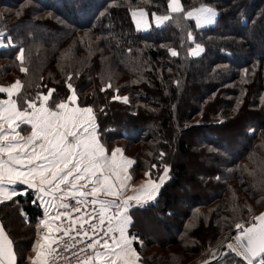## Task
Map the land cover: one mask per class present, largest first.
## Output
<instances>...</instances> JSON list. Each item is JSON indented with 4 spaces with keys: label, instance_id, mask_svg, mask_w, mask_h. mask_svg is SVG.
<instances>
[{
    "label": "trees",
    "instance_id": "trees-1",
    "mask_svg": "<svg viewBox=\"0 0 264 264\" xmlns=\"http://www.w3.org/2000/svg\"><path fill=\"white\" fill-rule=\"evenodd\" d=\"M180 2L186 11L201 4L212 8L214 22L198 28L194 19L172 14L173 21L158 27L152 14H170L168 0H0L6 33L0 41L11 37L16 45L0 47V86L20 80L23 88L14 99L21 107L25 97L54 89L48 106L55 108L74 90L77 105L93 109L100 142L116 143L133 161L132 180L147 172L155 181L169 169L156 198L128 212V235L137 238L133 246L143 264H197L217 238L264 208L261 174L244 171L264 159V0ZM139 9L148 20L140 30L132 16ZM195 44L203 52L193 57ZM21 47L26 73L16 59ZM118 95L128 103L114 99ZM116 140L144 146L132 154L134 147ZM190 156L198 157L199 175L186 183L188 165L179 157ZM18 188L22 194L0 203V222L20 264L43 214L34 192ZM184 189L189 195L177 206L175 194ZM152 222L160 226L158 236L143 229ZM209 264L246 262L228 252Z\"/></svg>",
    "mask_w": 264,
    "mask_h": 264
},
{
    "label": "snow or ice",
    "instance_id": "snow-or-ice-1",
    "mask_svg": "<svg viewBox=\"0 0 264 264\" xmlns=\"http://www.w3.org/2000/svg\"><path fill=\"white\" fill-rule=\"evenodd\" d=\"M168 9V15L152 14L158 27L173 21L172 14L194 19L198 28L212 24L217 15L215 10L203 4L186 11L180 0H168ZM132 16L138 30L146 26L147 13L144 9L132 11ZM5 34V30L0 29V38L5 37ZM187 39H192L191 32L188 33ZM83 42L84 38L80 43ZM9 46L16 47L11 37L7 38L6 44L0 41V47ZM25 51L21 47L16 56L20 61L19 70L23 73L28 71L23 66ZM71 51L70 48L62 53V58L68 59ZM169 51L172 56L178 55L173 49ZM202 51L203 48L196 45L189 55L197 56ZM76 75L78 76L79 72ZM72 78L69 73L67 79ZM68 87L71 89V84ZM107 87H111V84ZM22 88L20 80L7 87L0 86V93H7L9 97L7 100H0V203L22 194L6 187L17 183L36 190L38 198L43 201L45 218L40 221L38 232L41 226L45 231L33 249L36 255L30 258L31 264H57L59 260H67L58 248L63 246L64 251H67L69 248H75L77 244L84 243L85 239L91 241L86 245L91 254L80 259L78 253H73L78 258L77 264H139L141 257L133 247V241L137 238L127 234L131 223L128 212L131 207H144L156 198L168 172L167 166L164 168L165 176L160 178L159 183L149 179L139 188L132 189L133 195L120 199L127 189L126 182L132 179L128 167L133 161L122 154L118 158L117 153H122L119 148L113 150L111 157L106 155V149L95 136L93 109L79 107L74 90L68 101L76 106H70L62 100L55 104V108L49 107L48 102L54 89H49L47 95L37 93L39 104L36 99L25 97L23 104L26 107H21L18 100L12 97L20 96ZM114 99L128 103L127 97L116 96ZM21 124L31 125V133L27 137L21 136L17 131ZM250 134H254V130H250ZM260 147L264 148V144ZM254 155H250L249 159L252 160ZM259 163V168L249 170L244 166V171L253 177L259 172L260 184L264 186V159ZM121 171L125 172L123 180ZM144 175L148 176L149 173L145 172ZM113 177L116 179L113 180ZM101 195L115 199H100ZM66 199L75 200L77 206L72 207L65 202ZM88 205H92V211L82 212L81 206L86 209ZM61 209L63 211H60ZM53 210L54 215L51 214ZM73 213L81 214L74 218ZM62 218L67 221V227L63 222L59 225L54 223ZM97 219L98 222H92ZM252 220L255 223H250L247 227L243 223H236L237 234L231 237L235 244L229 242L225 246L246 264H264V213L253 216ZM85 224L88 229H85ZM57 233L63 235L58 236ZM65 237L69 238L67 244L64 243ZM80 252H85V248H81ZM0 264H16L13 242L3 225H0ZM203 264H208V261Z\"/></svg>",
    "mask_w": 264,
    "mask_h": 264
},
{
    "label": "rangeland",
    "instance_id": "rangeland-1",
    "mask_svg": "<svg viewBox=\"0 0 264 264\" xmlns=\"http://www.w3.org/2000/svg\"><path fill=\"white\" fill-rule=\"evenodd\" d=\"M147 19V18H146ZM196 48V45L194 46V47H192L191 49H190V51L191 50H193V49H195ZM13 84V83H12ZM10 86V85H9ZM6 97H8V95H7V93H6V95H5ZM119 97H125V96H120V95H118ZM14 97V96H13ZM189 98V97H188ZM119 100V99H118ZM120 101H122V100H120ZM67 102V101H66ZM40 103V101L38 100L37 101V104H39ZM69 104H70V106H76V105H71V102L69 101L68 102ZM80 107V106H79ZM198 118H194L192 121H191V123H195L196 122V120H197ZM116 142L117 143H119L120 145L121 144H126V145H129L128 147H130V145L132 146V147H134V148H132V150H131V152L130 153H132V151L134 152V151H136V150H139V151H141L142 149V147L144 146L142 143H140V144H137L136 146H135V144L134 143H132V144H130V142H123V141H121V140H116ZM133 154V153H132ZM179 159L181 160V161H183V162H186L187 163V165H188V168H187V175L185 176V182L186 183H189V181L187 180V179H189L190 177H196L197 175H199V173H198V165H200L199 164V160H198V157H196V158H194V156H190V157H179ZM203 166V165H202ZM169 170V169H168ZM168 172H167V174H166V177H165V179H164V181L165 180H167L168 179ZM162 176H165V172H163V174H161L160 176H159V178L157 179V180H155V182H157V183H159L160 182V178L162 177ZM143 183H145V182H140V184H137L138 186L136 187V186H134V184H135V182H133L132 181V186H131V183H129L128 185H127V188L128 187H130V191H128L127 193H131V195L132 194H134L133 193V191H132V189H134V188H139ZM202 188V187H201ZM204 191L206 190V188H202ZM127 190V189H126ZM193 191V190H192ZM189 193V191H188V189H184V191L183 190H179L178 192H176V197H177V200H176V202L178 203L177 204V206L178 205H182V204H184V196L185 195H189L188 194ZM135 202H133V204H134ZM257 215V214H256ZM252 217L253 216H250L249 217V219H248V221L246 222V223H243V224H247L251 219H252ZM143 229H145L146 231H151V233H153V235L155 234V235H157L158 236V233H160L161 231H160V226H158V225H156L154 222H152V224L151 225H149V227L147 228V227H144ZM232 230V229H231ZM231 230H229L228 232H226L223 236H221V237H219V238H217L216 240H215V242L213 243V245H211L210 247H209V249H208V257L205 259V260H202V261H200V262H198L197 264H199V263H203L204 261H208V264L210 263V262H212L213 260H215V259H219L220 257H222V256H224L226 253H228V252H231L225 245L227 244V243H229V242H231V243H233V244H235V241L234 240H232L231 239V237H234L232 234L230 235V232H231ZM13 232H17L16 231V227L14 226L13 227V229H12V233ZM17 235H18V233H17ZM230 235V236H229ZM229 238H228V237ZM160 239V238H159ZM23 240V239H22ZM19 245H21V248L23 247L22 246V244L21 243H19ZM223 247H225L226 248V250H227V252L226 253H224V254H221V250L223 249ZM180 247L179 246H177V247H167V248H165V249H156V250H154V253L155 254H159L160 252H162V253H168V252H170L171 250L172 251H177L178 249H179ZM231 253H233V252H231ZM235 254V253H234ZM238 257V256H237ZM188 258H190V259H193V260H196V259H198V258H193V256L191 257H189L188 256ZM239 258H241V257H239ZM242 259V258H241Z\"/></svg>",
    "mask_w": 264,
    "mask_h": 264
},
{
    "label": "crops",
    "instance_id": "crops-1",
    "mask_svg": "<svg viewBox=\"0 0 264 264\" xmlns=\"http://www.w3.org/2000/svg\"><path fill=\"white\" fill-rule=\"evenodd\" d=\"M148 24V20H146V25ZM195 45H199V44H195ZM194 45V46H195ZM193 46V47H194ZM201 46V45H200ZM202 47V46H201ZM203 48V47H202ZM190 52V51H189ZM203 52V51H202ZM201 52V53H202ZM200 53V54H201ZM199 54V55H200ZM199 55H197V56H199ZM190 56H192V55H190ZM193 57H196V56H193ZM5 87H7V86H5ZM3 94H5L6 95V93H3ZM9 97H3V98H0V100H7ZM13 99H14V97H12ZM67 102H69V101H67ZM81 108H84V107H81ZM5 128H7V125H5ZM17 131L20 133V135L21 136H23V137H27L28 135H30V133H31V125H29V124H21L20 125V127L17 129ZM95 136H96V139L98 140V142L106 149V155L107 156H109V157H111V154H112V152H113V150H115V149H117V148H119V149H121L122 150V153H117V157L119 158L120 156H121V154L124 156V157H127V158H129V159H131L130 157H128L126 154H125V152H124V150H123V148L121 147V146H119V145H117L116 143H114V144H109V145H105V144H103V143H101L100 142V140H99V137H98V134H97V130H95ZM129 169H130V166L128 167V172L130 173V171H129ZM120 176H121V179L123 180V178L125 177V172L124 171H121V173H120ZM116 178L115 177H113V180H115ZM150 178H149V176H144L143 178H141V179H139V180H130V181H127L126 182V184L128 185L129 183H131V186H132V181L133 182H135V184H134V186H138L137 184H140V182H146L147 180H149ZM152 180V179H151ZM152 181H154V180H152ZM155 182V181H154ZM23 187V188H26V189H29L28 187H27V185H25V184H21V183H17V184H15V185H7L6 187H8L10 190L11 189H15V191H17L18 193H21L22 191L20 190L21 188H18V187ZM130 186V187H131ZM130 187H128L127 188V190L123 193V196H121L120 197V199H123V198H126L127 196H130L131 195V193H127L128 191H130L129 189H130ZM29 190H31V191H33L34 192V194H35V198H36V200H37V203L39 204V206L41 207V210H42V214H43V216H42V218L37 222V229H36V236H35V239H34V241H33V244H32V246H31V249L29 250V252L26 254V256H25V258H24V260L20 263V264H31V261H30V258H32V257H35V255H36V253H35V251L33 250L34 249V247L37 245V241L40 239V236L43 234V232L45 231L43 228H42V226L40 227V230H39V232H38V225L40 224V221L42 220V219H44L45 217H44V205H43V201L42 200H40L39 198H38V196H37V193H36V190H34V189H29ZM133 195V194H132ZM157 196V195H156ZM90 199H91V197H89ZM100 199H115L114 197H107V196H103V195H101L100 196ZM66 200H68V199H66ZM65 200V201H66ZM151 202V201H150ZM149 203V202H148ZM133 207H136V206H133ZM139 207V206H138ZM132 208V207H131ZM130 208V209H131ZM129 209V210H130ZM52 215H54L55 214V210H53L52 211V213H51ZM54 223H56V221L54 222ZM0 225H2L1 224V222H0ZM129 226H130V224H129ZM129 226H128V228H129ZM128 228H127V234H128ZM7 234V233H6ZM8 235V234H7ZM9 237V236H8ZM130 237V236H129ZM10 238V237H9ZM11 239V238H10ZM134 247V246H133ZM13 251H14V254H15V256H16V264H19L18 262V254L15 252V250H14V246H13ZM139 264H143L142 262H139Z\"/></svg>",
    "mask_w": 264,
    "mask_h": 264
},
{
    "label": "built area",
    "instance_id": "built-area-1",
    "mask_svg": "<svg viewBox=\"0 0 264 264\" xmlns=\"http://www.w3.org/2000/svg\"><path fill=\"white\" fill-rule=\"evenodd\" d=\"M89 200H90V198H89ZM65 202H66V203H69L72 207H76V206H77L76 203H75V200H73V199H68V200H66ZM97 207H98V206H97ZM81 209H82V212H83V211H89V212H91V211H92V205H88L86 209L84 208V206H81ZM60 211H63V209H61ZM112 211L114 212L115 209H113ZM80 214H81V213H73V217L75 218L76 216H79ZM62 222L64 223V226H65V227L68 226L67 221H64L63 218H62L61 221H56L55 224L59 225V224H61ZM92 222H93V223H96V222H98V219H97V220H93ZM105 226H106V225H105ZM84 227H85V229H88V225H87V224H85ZM56 235H58V236H62L63 233H57ZM72 235H75V233H72ZM101 235H102V233H101ZM117 235H118V234H117ZM93 238L98 239L99 237H93ZM77 239H79V237H77ZM68 242H69V238H68V237H65V238H64V243L67 244ZM90 242H91L90 240L85 239L84 243H82V244H77L75 248H69L67 251H64V247H63V246H60V247L58 248V251H59L60 253H62V255H63L64 257H67V260H59V261L57 262V264H77V259H78V258H77V256H74L73 253H78L80 259H82V258H83L85 255H87V254H91V250H88V249L86 248V245H87L88 243H90ZM81 248H85V252H80V249H81ZM101 250H102V249H101Z\"/></svg>",
    "mask_w": 264,
    "mask_h": 264
},
{
    "label": "water",
    "instance_id": "water-1",
    "mask_svg": "<svg viewBox=\"0 0 264 264\" xmlns=\"http://www.w3.org/2000/svg\"><path fill=\"white\" fill-rule=\"evenodd\" d=\"M261 213H264V208L255 216H258L260 215ZM250 223H255V221H253L252 219L247 223V224H244L246 227L249 226ZM230 234H232L233 236H235L237 234V230L235 229V227L231 230ZM221 254H224L227 252L226 248L223 247V249L220 251ZM199 264H203V263H199Z\"/></svg>",
    "mask_w": 264,
    "mask_h": 264
},
{
    "label": "bare ground",
    "instance_id": "bare-ground-1",
    "mask_svg": "<svg viewBox=\"0 0 264 264\" xmlns=\"http://www.w3.org/2000/svg\"><path fill=\"white\" fill-rule=\"evenodd\" d=\"M230 235H231V234H230ZM230 235H229V236H230ZM227 237H228V236H227ZM228 238H229V237H228ZM213 261H214V260H213Z\"/></svg>",
    "mask_w": 264,
    "mask_h": 264
}]
</instances>
